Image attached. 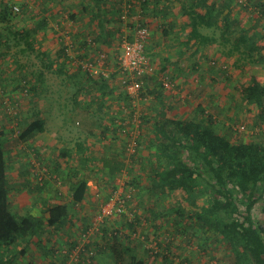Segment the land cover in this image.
I'll return each mask as SVG.
<instances>
[{
    "label": "crops",
    "instance_id": "obj_1",
    "mask_svg": "<svg viewBox=\"0 0 264 264\" xmlns=\"http://www.w3.org/2000/svg\"><path fill=\"white\" fill-rule=\"evenodd\" d=\"M1 1L11 3L13 7L19 9L22 6L28 7L23 8L25 10L23 16L18 14L20 11L14 12L16 14L12 13L11 25L15 30L28 26L32 28L31 41L35 43V50L22 53L26 43L22 42L21 45L9 43L6 40L8 32H5L0 25V31L6 33L1 35L2 39L0 38V114L5 112L6 116H10L6 110L7 100L15 102L19 97L26 100L27 94H23L24 88L20 86L22 84L19 81L25 83L24 80L30 79L28 80L30 82L34 80V83H29L31 101L24 102L28 104L21 106V114H18L17 122L21 128L38 117L45 122V130L34 134L25 142L18 139L21 134V129L19 131L17 128L18 125H14L7 119L6 122L0 123V131L4 132V138L9 143L6 155L9 165V183L12 189L11 209L22 215L44 216L45 210L50 205L71 204L77 184L81 180L88 182L84 199L76 208H70L69 222L49 228L44 233L40 232L32 237L26 244L27 250L20 256L18 264H34L33 262L38 259L43 264H79V261L86 259L84 255H80V259L71 261L69 254H62L58 247L71 246L74 249L78 240L76 232L84 230L83 217L88 220L99 209L102 202L106 201L105 197H98V189L93 190V181L102 184V175L100 177L95 172V165L98 166L97 170L100 166L104 168L103 171L105 170L107 179L111 182L115 180L117 182L121 177L125 178L129 169L133 170L132 167L134 171L129 173L135 172L136 177L140 175L143 178L144 175H148L147 172L142 173L143 162H148L149 166L153 163L151 160L157 158L155 155V158L147 159L151 157V154H156V149L152 151L149 144L151 145L154 139H158L154 131L155 123L163 115L167 118L203 119L201 110L204 108L206 113L218 119H216L218 131L231 134L230 128H238L240 135L246 132L244 136L238 138V141L255 139L264 142V122L260 123L261 121L256 119L259 110L253 103H248L242 94L243 87L249 85L252 78L264 82V15L259 13L257 6L250 4L247 10L239 5L237 0H148L144 8L137 3L139 7L128 13L127 21L132 22L131 27L123 22L120 30L114 31L116 22L108 25L112 36L107 42L99 43L100 50L105 48L109 54L115 52L119 53V56L120 49L123 50L124 36L128 39L134 37L137 28L134 27L135 24L145 22L150 27L146 55L155 66V71L147 77L142 93L143 99H141L144 103L142 109L138 108L141 119L139 133H144L145 138L139 148L138 157L135 154L137 151L134 150L135 156L128 160L127 157L132 154L127 152L124 146L118 145L120 139L117 143L115 142L114 135L119 127L128 125L126 121L119 122V118L137 117V109L133 108L135 106L133 102L136 100H132L127 95L119 84L118 77L110 82L112 92L101 98L98 92H86L84 89L78 91L80 86L86 88L88 83L85 73L76 74L75 71L70 73V77L75 78L80 75V81L75 83L74 94L70 97L66 94L64 98L66 102L62 105L54 98L53 75L59 68H61L59 72L63 75V69L66 66V57L64 58L61 51L64 48L63 39L67 25L73 29L71 35L74 31L78 32L77 35L74 34L76 36L74 40L76 45L81 47L85 28L90 23L89 16L82 14H79L75 20L74 28V23L69 19L66 21L68 12L80 13L82 0H0V3ZM127 1L125 0V3ZM191 6H194L200 16L208 14L207 19H201L208 23H201L196 27L187 13ZM60 13L62 15L60 19L54 18ZM226 22L233 23L228 31L224 28ZM212 23L215 25H210ZM240 35L255 41L252 49H255L256 55L252 59L245 58L246 53L244 55L240 52L231 53L234 47L233 38ZM230 37H232L231 40L227 41ZM10 49H14V54L11 56V61L9 63L5 61L6 65H4L3 60ZM245 50L242 47V51ZM31 54H37L41 64L33 62L32 75L22 77L23 72L20 71L29 68L27 65L31 63L28 62ZM54 54L57 55L53 57ZM23 56L27 58V61L20 63ZM44 58L46 62H53L52 68L49 69L44 65ZM111 59L116 60L112 55ZM11 62L15 63L14 68L8 67ZM38 65L39 68L35 69ZM18 67L19 73L13 71ZM109 67H112L115 72L116 66L113 62L106 64V68ZM165 77L171 79L172 89L167 90L163 87L162 80ZM60 83L63 84V80ZM33 84L34 86L31 87ZM68 84L70 85L69 82ZM22 88L23 90L20 91ZM68 100H71V106ZM39 101L40 104L36 105ZM137 102L141 101L137 98ZM35 107L36 110L33 111ZM83 116L87 118L84 125L80 123V118ZM95 121L98 123L95 124ZM76 123L79 125L77 126ZM122 123L124 125H121ZM107 126L109 130L105 132ZM17 133L18 138L10 142ZM239 133L235 131L232 133L235 141ZM111 134L113 138L109 139ZM94 135H101L100 138L107 136L108 139L95 145L89 139ZM100 150L105 152L97 159L94 154L100 155ZM107 161L111 164L124 161L127 168L122 170L121 176H111L103 166ZM92 172L95 173L94 177ZM40 173L43 176L41 180L43 182L39 184ZM129 180L133 179L129 178ZM111 185L113 187L115 184ZM37 186H42V189H36ZM138 190L144 191L145 194L150 192L145 186ZM151 208L155 209L149 206L146 210L149 216H151ZM159 222L160 226L156 227L153 224V218H149L146 226L148 241L146 244H140L146 252L142 256L147 264H152L154 261L148 258L149 253H153V247L150 248L147 244L155 243L159 246L155 242L156 238L158 242L164 241L165 238L167 239L166 234L170 232L167 231L170 227L165 222ZM173 223L175 225V222ZM106 229L107 227L105 231ZM178 243L179 241L176 244ZM165 247L162 243L158 249L162 257L158 264H169L163 261V254L167 253ZM180 249L177 248L176 251L174 247L176 252L172 255L169 253L174 258V262L179 259ZM194 250L195 246L190 245L184 250L183 258H186L188 253L195 255ZM151 257L154 256L151 255Z\"/></svg>",
    "mask_w": 264,
    "mask_h": 264
},
{
    "label": "trees",
    "instance_id": "obj_2",
    "mask_svg": "<svg viewBox=\"0 0 264 264\" xmlns=\"http://www.w3.org/2000/svg\"><path fill=\"white\" fill-rule=\"evenodd\" d=\"M147 1L128 0L125 3V0H82L80 13L72 11L69 13L66 21L69 19L74 24L79 14L87 15L90 18V23L85 28V34L81 39V47L76 45L75 49L76 58L80 61L77 66L85 73L84 76L88 83L86 88L80 86L78 91L84 89L86 92H98L101 98L112 92L110 82L114 78L117 79L121 74L118 60H115V63L113 62L116 70L110 72V78H105L101 70L100 73L94 74L89 68H85L82 60H86V63L97 61L100 55L105 53L107 57L103 68L105 66L104 69H107L106 64L108 65L111 62L112 54H109L105 48L100 50L99 43L102 41L107 42L111 38L112 32H109L108 25L111 22H116L114 31H119L123 22L131 27L132 22L124 19L123 15L126 13L128 17L129 12L139 7L137 3L140 4L141 8H144L148 4ZM237 3L247 10L249 5L253 4L259 8V13L264 15V0H246L244 3L237 0ZM23 8L28 7L22 6L19 9L13 7L11 3L1 1L0 25L5 32H8L6 40L9 43L15 45H21L22 42L26 43V47L22 49V53L25 54L26 51L35 50V43L31 41L33 30L29 26L21 30H15L11 25L12 13L16 14L14 12L20 11L18 14L23 16L25 13ZM187 13L191 17L192 23L196 24V27L201 23H208L206 20H201L202 18L207 19L208 14L207 16H200L194 6H191ZM61 17L60 13L54 18L60 19ZM138 24H141V26L146 25L145 22ZM138 24H135L134 27H138ZM232 26V22L224 24L226 31ZM2 32L0 31L1 39V35H6L5 32ZM74 34L77 35V31L73 32L75 38ZM10 38L12 39L10 40ZM231 38H228L227 41H230ZM233 39L234 47L231 53L240 52L243 53L242 55L246 53L245 58L249 57L250 59L256 55L255 49H252L255 43L252 38L240 35L234 36ZM242 47L246 50L242 51ZM62 53L66 58L71 59L65 45ZM94 64L98 63L95 62ZM44 65L50 69L53 67V62H46L44 58ZM40 77H42V74H40ZM147 79V77L144 78L145 81ZM24 81V85L21 86L29 91V87H27L29 81L28 79ZM33 86L34 84L31 87ZM242 94L248 103H253L259 110L256 119L261 121L260 123L264 122V82L252 78L250 84L243 87ZM201 111L203 119L167 118L165 115L158 118L154 128L158 139H154L151 145L149 144L152 151L156 149L157 158H155V155L147 158H155L151 160L153 163L149 166L148 162H143L142 173L147 172L148 175H144L143 178L140 175L139 177L133 176V180L126 181L125 185L128 184L126 189L131 192L132 198L136 195V192L130 189V185H134L138 189L145 186L152 194L159 192L166 195L177 191L184 193L190 206L175 211V221L180 224V228L174 233L171 232L172 236H167L164 241L158 242L159 240L156 238L155 242L159 246L153 247L152 250L153 254L157 255L159 254L158 247L160 248L162 243L166 246L167 253L163 254L164 263L193 264L194 262L190 258L192 253H188V256L182 262L177 263L174 262V258L171 256L177 251V248H182L181 251L184 253V250L192 245L195 246L194 253L201 250L209 255L210 260L216 256L217 250L223 248L227 252L225 259L228 260L223 264H264V142L255 139L235 141L232 133L234 131L239 133L238 128H230L231 134L222 133L217 129V118L206 113L204 108ZM86 119L85 116L81 117L80 123L82 122L84 125ZM92 122L94 121L92 120ZM96 122L98 123V121H95V124ZM16 125H18L19 131L21 129V134L17 138L24 142L34 134L45 130V122L41 117L22 128L19 127V122H16ZM107 130H109L108 126L104 131ZM8 144L4 138V132L0 131V264H18L20 256L24 255L27 250L26 244L32 237L40 232L44 233L49 228L69 222L70 208H76L84 199L88 182L81 180L77 184L71 204L50 205L45 210L44 216L36 217L31 214L16 213L11 209L10 202L12 189L9 183V165L6 155ZM132 156H135V154ZM150 156H153V154ZM103 166L111 176H121L122 170L127 168L124 161L114 164L107 161L104 162ZM132 169H129V171L133 172L134 168L132 167ZM41 180H38L39 184L43 182ZM115 182L116 180L111 182L115 184L112 187L113 191L119 185ZM37 188L41 190L42 186H37ZM97 212L98 210L88 220L83 217V232H88L91 228L95 229L93 219ZM167 213L172 212L168 210ZM123 214L127 218L125 226L129 232H127L129 241L119 257L114 258L115 264H147L145 258L142 255L134 254V251L140 244H146L148 235L144 234L142 240L138 237L131 238L132 234L136 236L142 216L135 212L134 219L130 221L127 214ZM150 214L151 216L146 218L147 222L149 218H153L154 226H160V222H157L160 213L151 208ZM187 221L190 224L185 223ZM190 227L191 232L188 229ZM169 230L171 229L169 228L167 231ZM176 241H179L180 244H176ZM76 243L78 245L79 241L77 240ZM18 247L21 248L18 249ZM92 256L90 258L94 260L95 257ZM220 260L216 256V263L208 262V264H220Z\"/></svg>",
    "mask_w": 264,
    "mask_h": 264
},
{
    "label": "rangeland",
    "instance_id": "obj_3",
    "mask_svg": "<svg viewBox=\"0 0 264 264\" xmlns=\"http://www.w3.org/2000/svg\"><path fill=\"white\" fill-rule=\"evenodd\" d=\"M68 15H69V12L67 13V17H68ZM75 25L76 24L73 25V28L75 27ZM72 31H73L72 27L67 25V30H65V32H64V35H65L64 37L66 38V36H67V39H69L71 37V36L69 37V34L72 33ZM129 31H130V28H129ZM120 50H121V54H122L123 50L122 49H120ZM8 52L9 53H7V55H5V59L3 60V62L6 61L7 63H9L11 61V56H12V54H14V49H10ZM61 53H62V51H61ZM56 55L57 54H54L53 57H55ZM76 55H77V53L74 51V57H71V59L66 58V64H65L66 66L64 67L65 69H63V75H62V72H59V70L61 68L56 70V74L53 75V85H54V90H55L54 91V94H55L54 98H55V100L57 99L56 101H58V103L60 105H62L63 103L66 102V101L64 102V98H65L66 94H68L69 97L71 96V94H74V92L76 90L75 89V83L77 81H80L79 80L80 75L79 76L77 75L75 78H72V77H70V73L76 71V74H78V73L80 74L83 72L82 70H80L78 68L79 66H77V64L80 61L76 58ZM112 57L117 60L119 57V53L117 54V53L113 52ZM64 58H65V56H64ZM22 59L23 60L19 61L20 63H25L27 61V58L24 56ZM40 61L41 60L37 57V54H31V56L28 59V62H31V63H29L27 65V66H29V68H24L22 71H20V72H23V74L21 73V76L22 77L23 76L28 77V75L29 76L32 75V68H33L32 64H33V62H37L39 64ZM56 61H58V60H56ZM98 61H100V60H98ZM6 62L4 65H6ZM84 62H86V60H82V63H84ZM111 62L115 63V60L111 59ZM98 64H100V63H98ZM11 66L15 67L16 65L14 62H11V64L8 67L11 68ZM37 68H39V65L35 69H37ZM107 69L110 71L113 70L112 67H109ZM13 71H16L17 73H19V67L17 69H13ZM99 73H100V71H99ZM28 80H30V79H28ZM61 80H63V84L60 83ZM68 82L70 83V85L68 84ZM19 83L24 84L21 81H19ZM29 83H31V84L34 83V80H31V82L29 81ZM29 83L27 84L28 85L27 87H29ZM30 89L31 88H29V91H27L25 89L23 90V88L20 89V91L23 90V94L24 93L27 94L25 101H24V99H21L20 97L17 98V100L15 102L7 100L8 103L6 105V110L10 114V116H6L5 112L3 114H0V123L4 122V121L6 122L7 120H9V122L16 125L17 116H18V114H21V106L22 105L24 106V104L25 105L28 104V103H24V102H30L31 101V98H30L31 97L30 96L31 90ZM142 93H143V90L139 93V95L137 97L138 100L141 102L138 103L137 99L135 102H133V103H135V106H133V108L137 109V112H136L137 117H132V116L126 117V116H124L122 118H119V122H122V121L125 122L126 121L128 123V125L123 126V127H119L117 129L118 130L117 133L114 135L115 139H116V140L115 139L114 140L116 143L120 139L119 140L120 143L118 144L120 147L124 146L126 148V151H128L132 155L134 153V150H136L137 152H135V154H137V157L139 154V148L141 147V144L143 143L144 138H145L144 133H142V132L139 133V131H141V125H140L141 119L139 116L140 112L138 111V108L142 109V105L144 103L141 100V99H143ZM86 97L88 98L89 95L87 94ZM39 104H40V101L37 102L36 105H39ZM68 104L71 106V104H72L71 100H68ZM31 106H33V105H31ZM34 110H36V107L33 108V111ZM76 125L78 126L79 124L76 123ZM121 125H124V123H122ZM102 126H104V124ZM0 128H1V126H0ZM244 134H246V132L241 133V135L239 133L237 135L236 139L238 140V138L240 136L241 137L244 136ZM18 135L19 134L17 133V135H15V137H12V140H10V142L15 141L14 139H16L18 137ZM147 135H149V134H147ZM100 136L99 135L90 136L89 139L91 142H93V144L97 145L99 142L103 143V140H107L108 138L109 139L113 138L112 134L108 138H107V136H105V138H103V137L100 138ZM243 138H245V137H243ZM104 152H105V150L104 151L100 150V152H99L100 155L94 154V156L97 159H99L102 156V153L104 154ZM132 155H129L127 157L128 160L132 158ZM154 155H156V154H153V156H151V157H154ZM134 158H136V157H134ZM135 166L136 165H134V167ZM97 167L98 166L95 165L94 170H95V172H97L98 176L101 177V175H102V184H100L101 182L98 184V183L93 181V183H92L93 184L92 185L93 190L97 191V189H98V197L99 196H101V198L105 197L106 201L108 199H110V197L112 195H119L118 193H120L122 190H125V188L128 185V184L125 185L126 180L128 181L129 178L133 179V176H136L134 173L133 174L128 173L129 175L127 174V176H125V178L121 177L119 180H117V182H119L118 188H116V190L113 191L112 185H111L112 184L111 180L107 179L108 177H107L106 173L104 172L105 170L103 171L104 168H102L100 166L99 170H97L98 169ZM94 174L92 172V177H94ZM39 179L40 180L43 179V176L41 173L39 175ZM117 182H115V183H117ZM130 189L135 190L136 195L133 196V199L130 202V204L128 205V208H127V206L125 207L126 211H127L126 213L131 214V212L133 211V212L139 213L142 216L141 223L138 224L137 234H136V236L134 234H132L131 238L138 237L142 240V236L144 234H147L146 233V231H147L146 218L149 216L148 215L149 212L146 210L149 206H153L155 208V210L160 213V217L157 219L158 222L159 221L165 222V224L170 227L171 230H169L170 232L168 234H166V236H172L171 232L174 233L175 231H177L180 228L179 227L180 224L175 221V211L177 209H181V208H184L186 206L187 207L190 206L188 204L187 200L185 199L184 193L182 191H177L174 193L172 192V193H168L166 195H163V194H160L159 192H157L156 194H152L151 192H149L148 194H145L144 191L138 190V188H136L134 185H130ZM112 198H114V197H112ZM93 199H95V198H93ZM166 209H167V211H166ZM168 210H171L172 213H167ZM123 215H124L123 213L122 214H116L114 217L108 219V221L105 224H103L99 230H95V229L91 228V230H89L88 232L87 231L83 232V229L79 230L80 231L79 233L77 231L76 236L78 237L79 244L74 248L75 250L73 248H71V246L70 247L60 246V247H58V249L64 255H67L69 253V257H70L71 261L75 260L76 258L80 259V255H84L86 257V259L85 260L83 259L84 261H82V262L79 261V264H115L116 261H114V258L119 257V255L123 251V248L126 246V244L129 241V238L127 237V234L129 232L125 226V221L127 220V218H126V216H123ZM174 221L176 222L175 225L173 223ZM185 223L190 224L189 221H187ZM182 224L184 225V223H182ZM161 226H162V223H161ZM106 227H107V229H106V231H104ZM188 229H190L189 231L191 232V230H192L191 227ZM115 233H117V234L114 235ZM113 235L116 237H114ZM154 244L155 243H153V244L150 243L147 245L150 248L151 247H157L156 245L153 246ZM19 248L20 247H18V249ZM71 249H73V250H71ZM158 249H159V247H158ZM134 254L142 255V254H146V252L143 251L141 246H139V248L134 251ZM151 255H153L154 257H151ZM184 255H185V251H184V253H183V251H181V254L178 257L179 259H176V260L178 262L179 261L182 262V260L184 259L183 258ZM215 255L217 257H219V260L221 259L219 261L220 264H223V263L228 261L227 259H225V257L227 256V252L223 248L217 250ZM91 256L95 257L94 260H91V258H90ZM149 256H150V257H148L149 259L154 260V261H152L153 262L152 264H158L159 259L160 260L162 259L160 254L154 255L153 253H149ZM216 256L212 260H210L208 254H205V252L198 250V252L195 253V255H192L191 258L194 259L193 264H208V262L216 263V261H215ZM82 257L83 256H81V258ZM125 257H126V259H128L127 256H125ZM149 259H148V261H149ZM177 261L175 263H177ZM33 263L34 264H43L42 261H40L39 259Z\"/></svg>",
    "mask_w": 264,
    "mask_h": 264
},
{
    "label": "built area",
    "instance_id": "obj_4",
    "mask_svg": "<svg viewBox=\"0 0 264 264\" xmlns=\"http://www.w3.org/2000/svg\"><path fill=\"white\" fill-rule=\"evenodd\" d=\"M245 1L246 0H239L241 3H244ZM123 18L128 20L126 13L123 15ZM69 37V39H67V36L66 38L64 37V45L68 54L71 57H74L76 43L71 34H69ZM149 38L150 27L147 24L143 26L138 24L134 37L128 39L124 36L122 41L123 53L118 58V64L121 70V74L118 76V81L132 100H136L139 93L143 90L146 82L144 78L153 74L155 71V66L149 61L148 56L145 54ZM106 57L107 54L102 53L98 59L100 61L84 62L83 65L85 68H89L94 72V74H97L101 70L105 78H110V72L113 70L110 71L103 68ZM95 62L100 64H94ZM162 84L167 90L172 89L173 87L172 81L169 77H165L164 80H162ZM118 194L119 195H112L110 199L100 205L98 212L93 219L95 230H99L105 220L114 217L116 214L127 212L125 207L127 206L128 208V205L132 201V194L127 189L122 190ZM134 216L135 212L133 211L131 214H127L130 221L134 219Z\"/></svg>",
    "mask_w": 264,
    "mask_h": 264
}]
</instances>
